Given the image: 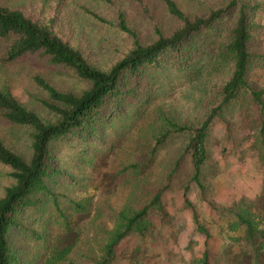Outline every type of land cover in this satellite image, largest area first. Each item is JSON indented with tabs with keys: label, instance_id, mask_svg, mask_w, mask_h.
<instances>
[{
	"label": "rangeland",
	"instance_id": "374dc122",
	"mask_svg": "<svg viewBox=\"0 0 264 264\" xmlns=\"http://www.w3.org/2000/svg\"><path fill=\"white\" fill-rule=\"evenodd\" d=\"M197 1L203 8V15L230 0ZM146 2H151L149 12L130 0H115L116 9L99 0H0L1 5L20 9L33 20L55 19L56 33L78 47L90 64L105 71L133 48V40L112 26L91 20L81 8H90L114 23L117 8L122 6L140 42L148 45L157 40L156 29L169 36L178 25L152 0ZM259 2L262 5L255 15V29L249 44L254 59L248 81L255 91L264 89V0ZM232 22L230 19L225 23L224 34ZM2 54L0 43V86H9L23 106L43 117L47 114L39 102L45 98V93L35 84V77L46 79L60 91L79 94L89 87L72 74L45 65L37 55L3 63ZM229 74L230 68L223 67L211 78L203 74L202 79L199 77L193 83L169 78L164 91L155 99L151 96L149 107L139 121L133 113L127 112L100 126L95 146L102 150L91 152V163L75 162L69 154L63 157L66 148L59 147L56 156L63 160L66 176H72L75 184L55 183L52 190L58 196L57 201L44 197L38 205L22 208L16 214L8 238L10 247L17 253L15 264H47L49 261L53 264H94L100 259L114 230L117 214L127 205L136 210L143 207L166 184L168 175L183 154L186 136L171 137L155 155L151 154L153 132L159 122L155 109L162 108L181 122H202L207 109L218 104L219 86ZM143 94L144 91V98ZM262 114L259 105L242 98L215 122L211 130L207 192L203 196L194 186L189 194L200 224L211 238L214 233L219 234L220 221L223 220V227L236 220L231 210L243 206L246 199L233 204L234 200L238 196L244 198L253 190L248 176H264L259 147ZM0 139L12 151L30 159L28 131L13 126L1 113ZM130 165H136L140 170L134 171ZM11 173L9 167L0 164V199L14 184ZM190 175V160L184 158L177 167L172 188L163 194L166 211L181 229L163 227L159 215L152 212L151 235L145 240L134 236L123 240L116 248L117 264H135L134 260L139 258H143L142 264H194L201 258L205 235L198 231L181 189ZM64 196L72 201H66ZM77 204L84 205V211H80ZM216 254H211V264H222Z\"/></svg>",
	"mask_w": 264,
	"mask_h": 264
},
{
	"label": "trees",
	"instance_id": "16d2710c",
	"mask_svg": "<svg viewBox=\"0 0 264 264\" xmlns=\"http://www.w3.org/2000/svg\"><path fill=\"white\" fill-rule=\"evenodd\" d=\"M99 1L116 9L115 0ZM130 1L149 12L151 2ZM152 1L178 27L169 36L156 29L157 40L148 45L140 42L122 6L117 8L114 23L90 8H81L91 20L112 26L133 40V48L108 71L90 64L78 47L60 37L55 31V19L33 20L20 9L0 4L3 63H14L37 55L45 65L70 73L89 84L88 89L77 94L73 91H60L46 79L35 77V84L45 93V98L39 104L47 117L23 106L9 86H0L2 117L13 126L26 129L31 141V157L26 160L0 139V164L12 170L14 181L6 189L5 197L0 199V264H15L17 261V253L10 247L8 238L20 209L34 207L44 197L57 201L58 196L52 190L55 183L67 181L75 184L72 176H66V170L62 167L63 160L56 156L59 147L66 148L63 157L69 154L75 162L91 163V152L102 150L95 146V139L103 123L127 112L133 113L139 121L149 107L151 96L155 99L158 93H162L169 78L193 83L199 77L202 79L203 74L211 78L225 67L230 68V74L219 86V102L207 109L202 122H181L166 114L162 108L155 109L159 122L153 132L151 154L155 155L171 137L186 136L183 154L168 175L166 184L143 207L136 210L127 205L117 214L114 230L103 247L102 256L94 263L117 264L116 248L123 240L132 236L138 240L147 239L153 228L150 217L152 212L159 215L163 227L181 229L166 211L163 194L172 188L181 160L188 158L191 177L181 188L184 203L193 212L198 231L206 238V250L194 264H211L208 250L210 234L200 224L189 194L194 186L198 187L203 196L207 192L206 178L210 177L211 166L208 149L211 130L215 122L242 98L262 108L259 147L264 163V89L255 91L248 81L254 59L249 44L255 29L254 18L262 4L259 0H230L202 15L203 8L197 0ZM230 19L233 20L232 25L224 34L225 23ZM130 167L134 171L140 170L136 165ZM64 199L72 201L67 196ZM76 207L80 211L85 209L82 204ZM231 212L236 220L227 222L221 232L236 236L237 240L234 237L229 239L238 244L240 252L227 253L228 264H264V192L252 205H238ZM142 259L134 260V263L142 264Z\"/></svg>",
	"mask_w": 264,
	"mask_h": 264
},
{
	"label": "crops",
	"instance_id": "0c3cea01",
	"mask_svg": "<svg viewBox=\"0 0 264 264\" xmlns=\"http://www.w3.org/2000/svg\"><path fill=\"white\" fill-rule=\"evenodd\" d=\"M248 181L250 182L252 186V191L247 193V195L244 196V198H240L239 196L234 200L233 204L236 202H239L240 200H244L243 206L245 205H251V203L254 202V200L264 192V176H248ZM223 221V220H222ZM220 221V224L218 226L219 234L214 233L212 238L210 235V239L208 240V250L210 253V256L212 253H217V257H219V261L222 262V264H228V256L227 253L230 251H233L235 254H239L240 249L238 247L237 243H234V240L229 239L230 237H234L235 240H237L236 236H233L225 231L224 233H221L222 224L224 222ZM206 238L204 237L202 240V254L201 257L204 254V251L206 250L205 247ZM229 249V250H228Z\"/></svg>",
	"mask_w": 264,
	"mask_h": 264
}]
</instances>
